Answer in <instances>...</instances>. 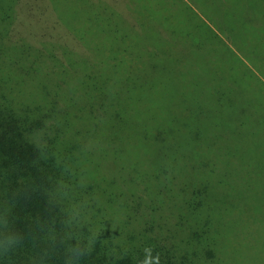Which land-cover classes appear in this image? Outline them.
<instances>
[{"label": "trees", "instance_id": "16d2710c", "mask_svg": "<svg viewBox=\"0 0 264 264\" xmlns=\"http://www.w3.org/2000/svg\"><path fill=\"white\" fill-rule=\"evenodd\" d=\"M19 1L0 0V264H264V6L52 0L74 49L14 33Z\"/></svg>", "mask_w": 264, "mask_h": 264}, {"label": "rangeland", "instance_id": "374dc122", "mask_svg": "<svg viewBox=\"0 0 264 264\" xmlns=\"http://www.w3.org/2000/svg\"><path fill=\"white\" fill-rule=\"evenodd\" d=\"M89 1L95 6L104 3L105 5H109L119 10L120 12L128 13V0ZM147 1L153 2L154 0ZM85 2L86 1L84 0L75 1L76 4H82ZM65 3H70V1H65ZM253 3H259L260 6H264V0H227L225 5L228 8L234 9L236 4H239L241 7H247ZM76 4H73L70 7V11L65 14V18L67 15L71 17V13L74 9L79 7L84 8ZM13 22L14 33L28 38L31 42L38 44L39 41L45 40L64 41L72 45L74 49L78 48L75 38L65 29L64 26L60 24L59 16L53 7L52 0H20L17 7H15ZM247 52L253 57H259L258 55H260L262 57V61L259 64L262 68H264V46H260L258 48V55H256V53H250V51ZM259 76L261 77L260 74ZM261 79L263 78L261 77Z\"/></svg>", "mask_w": 264, "mask_h": 264}]
</instances>
